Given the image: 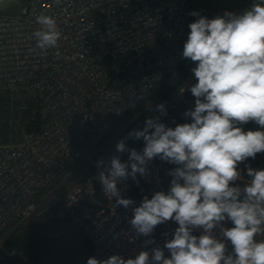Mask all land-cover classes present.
<instances>
[{
    "label": "built area",
    "instance_id": "built-area-1",
    "mask_svg": "<svg viewBox=\"0 0 264 264\" xmlns=\"http://www.w3.org/2000/svg\"><path fill=\"white\" fill-rule=\"evenodd\" d=\"M192 12L221 16L196 0H29L17 14L0 12V94L8 95L0 117V232L29 220L38 195L97 147L141 95L188 60L182 52L188 26L198 18ZM40 15L52 17L62 33L43 55L33 36ZM114 155L128 162L114 152L103 159L105 166ZM147 170L118 183L121 196L134 202L127 209L103 190L104 167L67 188L63 208L101 260L135 259L148 251L151 262L157 247L170 258L164 245L178 227L175 221L149 236L129 223L144 197L170 189L163 162L153 159ZM213 234L219 237V228ZM0 250L14 255L3 239Z\"/></svg>",
    "mask_w": 264,
    "mask_h": 264
},
{
    "label": "clouds",
    "instance_id": "clouds-1",
    "mask_svg": "<svg viewBox=\"0 0 264 264\" xmlns=\"http://www.w3.org/2000/svg\"><path fill=\"white\" fill-rule=\"evenodd\" d=\"M191 15L198 18L188 26L182 52V58L196 64L191 69L196 83L189 89L194 109L184 113L191 122L172 128L148 118L142 130L128 133L143 139L142 152L126 148L121 140L116 150L129 152L128 162L115 155L106 166L104 160L97 162L104 167L99 173L103 190L125 209L134 202L121 196L118 183L146 175L154 158L177 165L169 172V191L144 197L129 221L143 236L175 221L178 227L164 245L170 258L157 247L151 262L149 252L140 251L135 259L90 257L87 264H264V240L255 239L264 233V169L246 165L251 179L244 187L233 186L241 179L239 165L264 153V130L241 127L254 122L264 129V0L240 14L225 12L212 19ZM36 23L41 27L33 36L43 55L57 46L62 33L50 16L40 15ZM157 109L166 114L163 104ZM226 220L231 227L223 226ZM195 229L202 234L193 235ZM225 241L231 243V253Z\"/></svg>",
    "mask_w": 264,
    "mask_h": 264
},
{
    "label": "trees",
    "instance_id": "trees-1",
    "mask_svg": "<svg viewBox=\"0 0 264 264\" xmlns=\"http://www.w3.org/2000/svg\"><path fill=\"white\" fill-rule=\"evenodd\" d=\"M19 1L27 3L29 0H9L0 5V12L16 14V12L14 13V9H16L14 6L16 4L14 3ZM199 3L205 5L202 2ZM9 7V11L4 10ZM195 66L194 62L187 60L180 67L167 73L148 92L141 95L134 108L127 112L129 122L122 134L113 140L110 144L111 146L103 150L100 156H104L110 150L117 152L116 144L121 140H124L126 148L136 149L139 152L145 146L143 139L130 138L128 133L133 130H142L148 118H159L160 122L172 128L178 124L190 123L191 118L186 117L184 113L194 109L195 97H193L189 89L196 83V80L192 81L194 75L191 71ZM183 87L185 90L180 94L179 90ZM7 101L8 95L0 94V117L4 115L2 107L7 104ZM160 104L164 105L166 114H162L157 109V105ZM252 125L253 122H250L245 124V127L247 130L253 131L264 130L260 129L259 125L251 128ZM104 143H106V138L97 147ZM121 154L124 158H129V152L126 151ZM154 159L156 162L162 161L159 158ZM78 161L71 163L66 171H71ZM166 163L169 171L177 167L175 164ZM246 165L251 166L253 169H264V153H258L255 159L249 158L242 163V173L250 180L251 178L247 176ZM61 177L54 183L59 184ZM233 186L244 187L245 184L234 182ZM49 190L50 188L44 189L36 198L38 207L45 200L44 197H46ZM59 190L64 192L63 187H60ZM61 194L58 196L61 199L57 201L53 199L45 205H40L39 209L29 220L22 223L12 222L0 232L3 246L14 250V255L11 257L3 256V252L0 250V264H79L81 260L92 257L93 247L82 235L80 229L71 223L69 215L63 208V197ZM61 209L65 212L63 218L59 216ZM224 226L231 227L232 225L230 221L226 220Z\"/></svg>",
    "mask_w": 264,
    "mask_h": 264
},
{
    "label": "rangeland",
    "instance_id": "rangeland-1",
    "mask_svg": "<svg viewBox=\"0 0 264 264\" xmlns=\"http://www.w3.org/2000/svg\"><path fill=\"white\" fill-rule=\"evenodd\" d=\"M9 0H0V5L8 2ZM198 2H202L204 3L206 6H208L209 8H212V10H214L215 12L219 13L221 16L224 15L225 12H232V13H236V14H240L243 11L249 9L252 4L254 2H259V0H196ZM29 2V1H28ZM27 2V3H28ZM27 3H23L22 1L19 2H15L14 5L16 7V9H14V13L16 12V14L24 7L27 5ZM9 8L4 9L5 11H9ZM129 120L127 117V114L117 123L113 126V128L110 130L109 134L106 136V143H104L103 145L99 146V147H95L92 150L88 151L86 153V155H84L83 158H81L73 167L71 171H66L64 174V176L61 177V181L59 184L57 183H53L49 188V192L46 195V197H44L45 200H43L41 202L40 205H45L46 203H48L50 200L55 199V201L61 199L59 196V194H61L62 192V197L64 196V192L67 190V188L72 185V184H77L79 182H81L84 178V176L89 173V172H93L96 170L97 166V162L99 160H103L106 158V156H108L111 153H114L112 150L108 151V153H106L104 156H100L102 154V151L105 150L106 148H109L111 145V142L113 140H115L118 136H120L124 130V128L126 127V125L128 124ZM250 123V122H249ZM257 124H255L253 122V125L251 128H254ZM241 127L243 128L244 131H248L244 125H241ZM143 148L139 151L142 152ZM121 154V153H120ZM124 157V156H123ZM128 159V158H126ZM164 163L165 165V171H166V175L169 179V182H171L172 177L169 175V169H168V165L166 163V161H161ZM239 170L241 171V179L239 181L236 182H242L244 184H246L249 179L246 178L245 174L242 173V163L239 165ZM60 187L64 188V192L60 191ZM48 188V189H49ZM38 207V209H39ZM37 209V210H38ZM36 213V212H35ZM64 211L61 209L59 211V216L60 218H63L64 216ZM231 223V222H230ZM231 250H232V245H231ZM92 257H95L98 260H101L100 258H98L97 256H95L93 249H92ZM108 258L102 259V260H106ZM87 260L88 259H83L80 261L79 264H87Z\"/></svg>",
    "mask_w": 264,
    "mask_h": 264
},
{
    "label": "crops",
    "instance_id": "crops-1",
    "mask_svg": "<svg viewBox=\"0 0 264 264\" xmlns=\"http://www.w3.org/2000/svg\"><path fill=\"white\" fill-rule=\"evenodd\" d=\"M255 239H256L257 241L264 240V233L258 234V235L255 237Z\"/></svg>",
    "mask_w": 264,
    "mask_h": 264
}]
</instances>
